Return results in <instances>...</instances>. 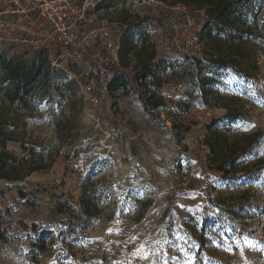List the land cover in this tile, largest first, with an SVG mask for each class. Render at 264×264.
Returning a JSON list of instances; mask_svg holds the SVG:
<instances>
[{
	"label": "rangeland",
	"instance_id": "rangeland-1",
	"mask_svg": "<svg viewBox=\"0 0 264 264\" xmlns=\"http://www.w3.org/2000/svg\"><path fill=\"white\" fill-rule=\"evenodd\" d=\"M161 1L133 11L126 0H109L95 17L121 37L127 20L134 46L148 38L166 60L199 51L193 44L204 12ZM254 9L261 24L264 0ZM259 46L256 73L226 70L216 86L245 110L219 126L233 136L257 133L231 177L209 167L203 143L206 125L223 109L193 102L185 111L187 96L173 82L150 111L138 91L101 92L100 85L95 105L84 91L95 69L60 61L64 79L52 82L54 101L30 112L27 127L53 165L23 182H0L8 231L0 264H264V34ZM0 53L29 57L8 44ZM8 148L22 156L18 143ZM84 191L97 210L90 219L79 204Z\"/></svg>",
	"mask_w": 264,
	"mask_h": 264
},
{
	"label": "trees",
	"instance_id": "trees-1",
	"mask_svg": "<svg viewBox=\"0 0 264 264\" xmlns=\"http://www.w3.org/2000/svg\"><path fill=\"white\" fill-rule=\"evenodd\" d=\"M170 1L169 7L180 5L204 12L206 21L200 27L193 44L200 50L187 53L175 61L160 58L156 44L148 38L143 39L139 47L134 46L133 31L128 21L124 20L119 26L122 31L119 67L109 78L108 89L110 92L138 91L143 97L145 109L150 111L162 106L163 99L157 96V92L165 84L173 82L187 96L183 101L185 111L193 102L223 109L225 115L206 125L207 133L203 143L209 167L224 177H231L243 168L239 161L250 152L257 133L233 136L231 128L219 126L221 122L233 123L242 119L245 110L244 106L236 103L237 97L223 95L216 86L219 84V76L226 70L247 77L256 73V56L264 34V16L261 19L263 22L258 24L260 16L258 10L254 9L258 0ZM53 55L41 51L20 60L0 53L1 181L23 182L32 173L42 172L53 165L52 156L47 157L51 160H45L39 154L37 141L27 131L30 112L36 111L45 100L53 102L52 82L64 79L51 64ZM140 79L144 82L138 83L136 88L134 83ZM149 81L155 89L146 98L143 88L146 83L151 88ZM11 142L19 144L22 156L8 148ZM82 194L79 204L83 214L89 219L93 218L97 214L93 199L86 191ZM7 241L8 231L3 228L0 217V242Z\"/></svg>",
	"mask_w": 264,
	"mask_h": 264
},
{
	"label": "built area",
	"instance_id": "built-area-1",
	"mask_svg": "<svg viewBox=\"0 0 264 264\" xmlns=\"http://www.w3.org/2000/svg\"><path fill=\"white\" fill-rule=\"evenodd\" d=\"M107 1L0 0V44L26 51L29 56L41 51L52 53L51 64L56 71L62 68L60 61L94 68L96 73L84 91L87 99L98 105L101 98L96 86L100 85L101 92L108 90L109 78L119 67L121 45V35L114 33L113 24L95 17ZM126 1L133 11L163 6L161 0ZM143 82L137 80V84ZM143 89L150 95L147 83Z\"/></svg>",
	"mask_w": 264,
	"mask_h": 264
},
{
	"label": "crops",
	"instance_id": "crops-1",
	"mask_svg": "<svg viewBox=\"0 0 264 264\" xmlns=\"http://www.w3.org/2000/svg\"><path fill=\"white\" fill-rule=\"evenodd\" d=\"M0 182L3 183V182H6V181H1V180H0ZM7 183H8V182H7ZM3 228H4V227H3ZM5 229H6V228H5Z\"/></svg>",
	"mask_w": 264,
	"mask_h": 264
}]
</instances>
